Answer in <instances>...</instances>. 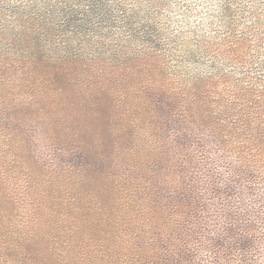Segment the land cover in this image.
<instances>
[{
  "label": "trees",
  "instance_id": "16d2710c",
  "mask_svg": "<svg viewBox=\"0 0 264 264\" xmlns=\"http://www.w3.org/2000/svg\"><path fill=\"white\" fill-rule=\"evenodd\" d=\"M262 9L264 0H69L67 44L37 51L27 61L36 73L10 76L1 99L17 147L0 165V264H109V205L155 198L149 167L165 155L183 213L194 209L186 170L231 208L239 249L236 232L264 246ZM153 250L137 264H158Z\"/></svg>",
  "mask_w": 264,
  "mask_h": 264
},
{
  "label": "rangeland",
  "instance_id": "374dc122",
  "mask_svg": "<svg viewBox=\"0 0 264 264\" xmlns=\"http://www.w3.org/2000/svg\"><path fill=\"white\" fill-rule=\"evenodd\" d=\"M46 1L0 0V165L17 147L14 136L10 137L17 131V126L7 121L10 117L6 116L8 108L1 100L3 94L8 95L11 89L7 79L35 74L27 61L39 57L37 51H44L45 56H54L62 45L67 44L71 34L67 18L69 0ZM227 2L233 8L234 0ZM214 6L217 9L218 2H214ZM199 9L206 13L205 8ZM200 59V63L209 62L207 57ZM176 61L174 57L167 59L169 73L173 72ZM7 139L11 141L8 143ZM35 145L33 149H38ZM195 156L202 165V154L196 153ZM162 158L169 161L149 167L148 189L155 198L146 202L142 191L136 193L135 198L127 197L125 201L109 205L108 211L112 212L108 214L115 226L106 231L111 233L107 237L111 239L108 250L102 249L106 256L112 257L109 264H137V254L143 260L144 251L150 249L159 255L161 260L158 264H264V246L259 243L251 248L252 243L236 232L241 243L243 240L247 243L246 247L241 246L244 249H239L235 232L228 230L230 225L224 220L231 213V208L224 207L222 203L214 204L212 194L205 192L202 184L194 188L190 179L192 175L189 177L186 170H183L184 178L180 181L182 188L193 194L191 202L194 209L183 213L186 205L175 204L176 197L182 192H178L179 188L170 190L172 174L176 179L175 169L171 167L169 157L165 155ZM8 166L15 165L9 163ZM191 170L197 181L204 180L206 172L202 167H192ZM165 175L167 185L166 179L165 182L159 180ZM169 191L173 196H168ZM119 241L120 245L113 247Z\"/></svg>",
  "mask_w": 264,
  "mask_h": 264
}]
</instances>
